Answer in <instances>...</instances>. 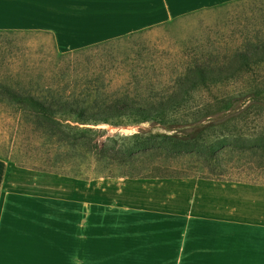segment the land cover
I'll list each match as a JSON object with an SVG mask.
<instances>
[{"label": "crops", "instance_id": "1", "mask_svg": "<svg viewBox=\"0 0 264 264\" xmlns=\"http://www.w3.org/2000/svg\"><path fill=\"white\" fill-rule=\"evenodd\" d=\"M127 1L0 0V30L106 33L98 19L109 15L124 20L119 34L144 30L145 6L123 15ZM159 1L172 16L170 0ZM0 264H264V183L81 180L0 153Z\"/></svg>", "mask_w": 264, "mask_h": 264}, {"label": "rangeland", "instance_id": "2", "mask_svg": "<svg viewBox=\"0 0 264 264\" xmlns=\"http://www.w3.org/2000/svg\"><path fill=\"white\" fill-rule=\"evenodd\" d=\"M170 3L174 17L167 16L159 0H146L140 4L136 0H128L124 4L123 15L138 13V7L144 5L140 9L146 13V26L144 30L120 39L116 38L126 33L119 34L121 31H115L113 25L124 20L114 23L111 15L98 19L97 29L108 31L106 33L95 34L92 28L90 34L88 27L86 30L76 28L78 33L82 32L76 36L67 33L56 35L35 28L0 30L4 31L0 32V83L10 85L15 91L31 94L48 91L46 87L49 86L60 92L74 90V93H80L84 85L91 83L106 96L123 92L144 98L153 94L165 96L171 91L172 81L181 77L187 67L203 64L226 67L234 54L249 51L264 38V0L227 3L220 0H170ZM110 39L113 40L105 45L92 47ZM61 43L65 49L61 48ZM81 43L85 45L71 48ZM223 75L229 81L211 85L209 89L194 90L188 106L213 104V96L233 95L254 85L264 87V62L253 66L248 73L227 68ZM206 110L214 108L204 107ZM21 121L22 116L0 97V153L19 158L36 169L52 170L51 158L55 154L49 151L39 131L29 127L27 121ZM232 126L244 136L264 129V110L261 114L249 115L245 120L233 119L228 127ZM81 127L104 129L106 136H110L114 133L131 135L140 128L149 129L150 125ZM152 130L164 132L158 125ZM246 153L234 149L215 158L182 156L144 175L264 183V169H258L259 161L255 162Z\"/></svg>", "mask_w": 264, "mask_h": 264}, {"label": "trees", "instance_id": "3", "mask_svg": "<svg viewBox=\"0 0 264 264\" xmlns=\"http://www.w3.org/2000/svg\"><path fill=\"white\" fill-rule=\"evenodd\" d=\"M9 32L20 31L5 33ZM263 62L264 38L249 51L234 54L226 67L204 64L187 67L181 77L172 81L167 95L153 94L146 98L125 92L106 96L91 83L84 85L80 93H74V90L60 92L49 86L46 87L48 91L38 94L18 92L10 85L0 83L1 100L12 106L29 127L39 131L49 151L55 154L51 158L52 170L36 169L11 156L10 162L81 180L159 178L144 174L178 157L207 155L215 158L235 149L240 153L248 152V157L259 161L257 168L264 169V129L244 136L233 126L228 127L233 119L245 120L251 114H261L264 110L263 86L254 85L233 95L213 96V104L188 106L194 90L209 89L211 85L217 86L228 80L223 70L248 73L253 66ZM204 107L214 110L204 111ZM101 124L111 128L149 124L150 128H140L131 135L114 133L106 136L104 129L81 127ZM155 125L164 132H154ZM183 177L195 176H180Z\"/></svg>", "mask_w": 264, "mask_h": 264}]
</instances>
